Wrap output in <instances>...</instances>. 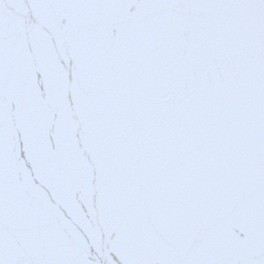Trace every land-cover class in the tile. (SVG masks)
I'll list each match as a JSON object with an SVG mask.
<instances>
[{
	"label": "snow or ice",
	"instance_id": "obj_1",
	"mask_svg": "<svg viewBox=\"0 0 264 264\" xmlns=\"http://www.w3.org/2000/svg\"><path fill=\"white\" fill-rule=\"evenodd\" d=\"M0 264H264V0H0Z\"/></svg>",
	"mask_w": 264,
	"mask_h": 264
}]
</instances>
